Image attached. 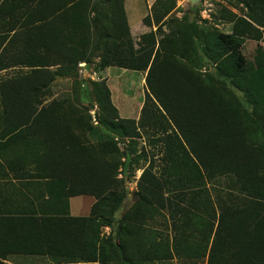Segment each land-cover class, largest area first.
Masks as SVG:
<instances>
[{
	"label": "trees",
	"instance_id": "trees-1",
	"mask_svg": "<svg viewBox=\"0 0 264 264\" xmlns=\"http://www.w3.org/2000/svg\"><path fill=\"white\" fill-rule=\"evenodd\" d=\"M81 1H3L4 27L11 34L0 53V70L16 66L29 70L2 79L0 139L39 137L46 145L39 178L61 182L64 197L96 199L89 218L25 216L13 222L9 228H17L18 240L25 238L32 247L16 253L67 256L93 264L94 252L84 247L88 225L100 219L111 222L124 198L116 165L98 150L75 143L70 132L76 121L61 116L68 106L64 101L39 107L43 89L55 75L49 67L90 59L81 52L87 50V43L81 37L75 42L70 34L82 20L83 15L72 16ZM240 1L252 15L259 5L264 15V0ZM105 2L110 28L102 67L146 72L149 94L163 107L185 145L170 155L171 166L162 168V173L153 171V165L142 172L139 199L118 220L117 260L136 264L170 260L175 255L205 260V264H264V57L257 54L252 62L238 66L236 53L228 52L213 34L204 43L205 55L217 61V72L232 89L225 82L216 86L182 62L193 50L195 25H183L158 41L153 33L143 35L138 48L128 51L121 42L128 41L123 0ZM233 23L234 40L264 41L257 28L264 27V19H254L257 27L238 17ZM38 49L43 50L41 54ZM53 49L58 53L50 55ZM95 86L98 121L123 136L137 137L134 120L118 118L105 84ZM180 156L185 158L184 169ZM148 209L168 215L171 239L149 242L142 235ZM14 252L0 253V257ZM101 258L109 262L106 256Z\"/></svg>",
	"mask_w": 264,
	"mask_h": 264
},
{
	"label": "rangeland",
	"instance_id": "rangeland-1",
	"mask_svg": "<svg viewBox=\"0 0 264 264\" xmlns=\"http://www.w3.org/2000/svg\"><path fill=\"white\" fill-rule=\"evenodd\" d=\"M105 1L82 0L77 12L72 14L75 19L78 15H83L82 20L78 22V27L70 34L75 42L81 37L88 48L91 47L90 59L88 62L77 65L49 67L51 70L57 69H55L53 80L43 89V95L39 99L42 105L39 107L47 106L55 101H64L65 106H68L63 108L64 112L61 116L76 121L70 132L75 138V143L85 148L98 150L112 161L114 166L116 165V178L121 180L120 187L124 190L123 201L112 215L111 222L100 219L98 223H89L86 230L88 242L84 247L94 252L96 262L93 264H124L117 260L118 252L115 248L118 220L139 199L138 183L142 172L153 165V171L157 174L162 173L163 171H160L162 168L171 166L170 155H174V151H181L184 141L163 107L149 94L145 83L146 72L113 66L102 67L100 60L109 43L108 38L105 37L106 30L110 28L106 18L109 15V7ZM254 8L253 10L256 11L252 15L240 0H123L128 28L127 36L124 38L128 41L121 42L124 44V49L134 51L138 48L143 35L153 33L158 41L159 38L171 32L175 33L183 25H195L198 34L193 36V50L185 59H182V62L202 79L216 86H221L225 82V87L231 88L227 79L217 72V61L213 62L205 55L204 43L213 34H217L226 50L236 53L238 66L252 62L257 54L264 57L262 39L241 37L239 40H234L233 20L235 18L246 19L255 27L257 25L253 23L254 19L260 22L264 19L261 7L256 5ZM257 28L263 32L262 38H264V27ZM2 31L0 25V33ZM10 34L4 27V42ZM28 70L29 68L21 66L4 70L0 73V80L24 74ZM100 82L107 87L111 104L116 109L118 118L134 120L139 134L137 137L123 136L118 130H113L107 124L98 121L100 109L96 102L97 87L95 85ZM237 96L243 106L248 108L243 95L238 92ZM85 123L88 124L87 127L84 126ZM19 138L17 136V138L0 139V185L1 179L4 178L10 180L9 182H18L16 188H29L33 184L34 189L41 193L35 192L37 195L36 197L33 195L32 200L28 196L24 198L21 196L24 194L19 193L8 200L24 202L25 199H30L33 209L42 211L43 214L39 217L89 218L96 199L93 196L84 195L82 198L70 200L64 197L61 182L39 178L41 161L46 152L45 143L36 136ZM183 161L185 158L180 156L181 169H184ZM70 207L75 216H71ZM80 207H82V214L77 213ZM144 217L147 220L143 224L142 235L146 240L159 242L167 237L171 239L172 224L167 214L148 209ZM107 223H110L109 226ZM13 254L0 257V264H91L85 260L80 261L67 256ZM101 256L109 258V262L100 261ZM136 264H205V260L179 258L173 255L170 260H151Z\"/></svg>",
	"mask_w": 264,
	"mask_h": 264
},
{
	"label": "crops",
	"instance_id": "crops-1",
	"mask_svg": "<svg viewBox=\"0 0 264 264\" xmlns=\"http://www.w3.org/2000/svg\"><path fill=\"white\" fill-rule=\"evenodd\" d=\"M4 0H0V5H1V9H0V25L1 28L3 29L2 33H0V53L4 52V45L7 44L8 39L4 42ZM3 7V8H2ZM55 49V48H54ZM51 50L50 51V55L52 54H57L58 52L56 50ZM16 50H19V48H16ZM91 47L82 50V54L85 56H91L90 53ZM20 51V50H19ZM38 54H41L43 50L38 49ZM89 52V54H88ZM4 55V54H3ZM54 70H51L49 68L50 71H56L55 69L57 68H53ZM4 72V69L0 70V73ZM3 80H0V85L2 84ZM1 102V99H0ZM1 118H3V113L0 114ZM4 139V138H3ZM2 183L0 185V253L1 254H6L12 251H15L13 255H21V253H16L17 251H23V250H27L29 248V244L25 241V238L22 240H18L19 237L17 236L20 232H18L17 228L14 227V231H12L9 227L11 224H14L13 222L17 221L19 218L21 217H39L42 211H35L31 205V200H32V196L34 195L36 197V195L38 193H41L38 190H35L33 186V184L29 187V188H25V187H18L16 181H11L9 182L7 179L2 178L1 179ZM34 190H33V189ZM35 192L37 194H35ZM24 194L21 195L24 198H26L27 196L29 198H31V200H27L25 199L24 202H20V201H11L8 200L9 198H13L15 197V194ZM82 198V196H76V197H71L70 200H74L76 198ZM45 198H47V195L45 194ZM74 198V199H72ZM33 204V203H32ZM76 211L78 209H75ZM79 212H77L78 214H82V207L79 208L78 210ZM46 213V212H45ZM70 214L71 216H75L71 210L70 207ZM37 215V216H36ZM9 219V220H8ZM34 246V245H33Z\"/></svg>",
	"mask_w": 264,
	"mask_h": 264
}]
</instances>
